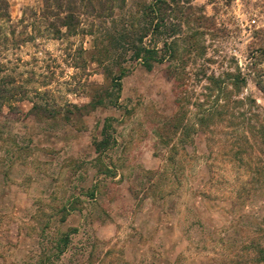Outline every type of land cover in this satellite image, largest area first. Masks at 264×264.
Returning <instances> with one entry per match:
<instances>
[{
  "label": "rangeland",
  "instance_id": "rangeland-1",
  "mask_svg": "<svg viewBox=\"0 0 264 264\" xmlns=\"http://www.w3.org/2000/svg\"><path fill=\"white\" fill-rule=\"evenodd\" d=\"M136 1L97 18L77 0L79 28L117 24L116 37H93L55 36L64 28L52 13L65 12L55 4L6 0L0 83L12 93L0 106V264H264L256 259L264 248V91L256 84L264 53L253 54L264 48V0H192L208 20L201 34L177 37L180 51L186 40L195 46L175 129L183 90L175 62L146 69L118 34ZM119 67L126 72L114 90L107 71ZM236 71L243 84H227L226 100L199 126L216 94L204 88L206 75ZM105 92L110 98L89 105ZM245 96L253 102L238 103Z\"/></svg>",
  "mask_w": 264,
  "mask_h": 264
},
{
  "label": "trees",
  "instance_id": "trees-1",
  "mask_svg": "<svg viewBox=\"0 0 264 264\" xmlns=\"http://www.w3.org/2000/svg\"><path fill=\"white\" fill-rule=\"evenodd\" d=\"M77 0H43V4L48 8L51 4H55L58 8L65 9L63 15L59 16V12H54L56 14V20L58 24L64 28L60 30L55 29V36H60L62 34H75L78 32H88L93 34V37H116L115 32L118 31L116 28V23L112 22L111 26L108 28L104 27L102 29H81L78 27V19L75 15L77 10L76 7ZM81 4V8L85 7L89 14L93 17H102L104 10H109L115 6L116 2L118 8H122L125 5V0H78ZM135 9L130 11L128 15L123 17L120 22L122 26L120 27V32H118L119 37H124L126 41L127 50L130 52V57L135 60L136 63L142 65L146 69H150L154 64L160 63L164 60L169 62H175L171 64V70L174 72V76H177V84L180 85L183 90L179 95L175 96L174 101L176 103V110L171 115L170 127L174 129L181 125H178L182 121L183 116L186 114L187 106L186 102L187 96L185 92V71L184 67L188 62L192 47L194 45V40H186L184 49L180 51L179 44L177 43V37H195L197 34H201L203 31L200 29L208 20V17L202 13L199 7L193 5L192 0H139L135 3ZM58 15V16H57ZM8 16L7 2L6 0H0V17ZM188 29H190L188 31ZM97 31V34H95ZM160 42V45H158ZM264 53V48L254 49L253 54ZM180 70H179V69ZM127 69V68H126ZM125 67H119L116 73L107 74L110 75L111 87L114 90L120 89V79L125 74ZM239 72L226 73L225 77L220 75L209 74L206 75V84L204 88L208 91L215 90L214 102L209 106L205 107L203 114H201L197 119V124L199 126L206 125L208 120H210L211 115L214 113L215 109L218 107V101L221 99L226 100L227 95V84L238 89L239 84H243L244 79L238 74ZM175 80V79H174ZM258 88L264 91V82L256 81ZM176 86V84H175ZM11 89L5 87V85L0 83V106L3 101L11 96ZM104 96L110 98L109 92L103 94L95 95L91 98L89 105L94 107L97 104L102 103ZM244 100L253 99L245 96L238 99V103H243ZM116 103L115 99L111 101ZM213 109V110H212ZM205 113V114H204ZM210 115V116H209ZM207 119V120H206ZM107 124L103 126L104 132L106 131ZM263 130V127H260ZM103 143L95 141V150L99 151L101 147L105 146L107 143V133L104 135ZM259 252L256 259L261 260L264 258V248H258Z\"/></svg>",
  "mask_w": 264,
  "mask_h": 264
}]
</instances>
